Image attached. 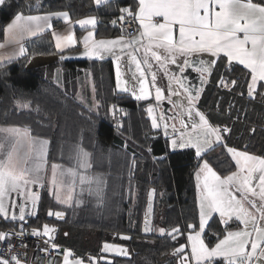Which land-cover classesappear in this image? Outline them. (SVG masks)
<instances>
[{"label": "snow or ice", "instance_id": "1", "mask_svg": "<svg viewBox=\"0 0 264 264\" xmlns=\"http://www.w3.org/2000/svg\"><path fill=\"white\" fill-rule=\"evenodd\" d=\"M94 3L107 7L110 0H94ZM5 4L6 0H0V5ZM119 11V21L124 22L128 18L130 25L138 21V27L128 31L121 23V35L114 39L96 38V17L76 22L87 32L82 39L83 54L95 60L111 57L116 67L117 88L129 93L136 101L154 100L155 103H149L145 109L151 128L162 131L174 151L194 149L198 160L195 172L198 223L186 226L192 229L187 235L188 244L174 248L171 255L177 264H217L218 258L222 259V264H264V155L253 154L247 145L244 150L229 146L227 141L232 128L227 124L211 123L197 107L204 84L217 60L221 59L226 61L228 68L233 67V62L243 66L250 77L246 85L247 97L252 100L260 96L264 100V2L133 0L132 7H123ZM54 17L69 21L66 11L27 16L20 13L4 31L9 42L20 45L19 55L24 56L26 49L22 41L25 36L52 29ZM111 23L115 26L117 20L113 19ZM52 35L55 47L61 51L77 43L74 33L61 35L53 32ZM3 47L0 44V48ZM205 54L208 59L204 58ZM12 59L7 57L9 62ZM122 62L130 73L127 80L122 78ZM173 65L175 70L171 67ZM189 69L201 77L200 87L187 82L185 73ZM160 73L167 77L164 85L158 84ZM219 84L232 91L237 81L220 77ZM165 101L171 105V116L166 110L158 112ZM30 103L20 106L27 108ZM112 107L115 115L116 106ZM250 131L255 133L256 129L251 128ZM49 143L47 139L33 135L27 126L0 127V217L19 222L20 227L19 232H0V242L6 243L0 252V264H22L20 254H11L13 245L10 237L22 238L27 234L22 222L26 216L36 214L40 201L39 191H33L34 187L47 186L56 203L65 209L80 207L85 203V196L94 200L97 206L104 203L106 180L93 171L92 153L77 144L67 157L70 166L49 164ZM217 149H223L220 155L227 154L234 161L235 171L229 170L222 176L213 169L207 157ZM135 165L133 157L130 173ZM155 195L156 190L152 189L143 232L158 233L160 238L176 240L182 234L179 226L165 229L151 224L149 214ZM214 214H218L226 226V234L210 247L205 243L203 233ZM47 215L62 220L65 212L50 209ZM230 222L236 224V230H231ZM57 231L55 227L44 224L42 230L32 229L31 234L44 240L45 247L40 252L52 250L55 255H62L60 264H112L103 254L129 255L128 249L121 245L104 243L98 257L77 256L71 249H62L55 243ZM119 238L131 239L127 235ZM186 247L189 248L187 253ZM36 259H39V252ZM49 264H52L51 260Z\"/></svg>", "mask_w": 264, "mask_h": 264}, {"label": "trees", "instance_id": "2", "mask_svg": "<svg viewBox=\"0 0 264 264\" xmlns=\"http://www.w3.org/2000/svg\"><path fill=\"white\" fill-rule=\"evenodd\" d=\"M132 3L133 0H110L109 6L105 7L97 6L94 0H6L5 5H0V41L4 38V29L15 15L58 11L69 12L78 19L96 15L99 34L115 36L121 31L111 23L112 20L118 19L120 8ZM27 43L24 56L0 65V126H27L33 134L47 136L52 149L64 151L66 159L82 141L81 135L93 140L101 152L126 151L119 168L112 166V172L109 171L104 177V203L97 206L89 198L84 210L81 213L77 210L82 215H76V212L72 216L67 214L69 236H62V243L70 244L77 256L87 258V252L97 249L103 240L121 234L131 235L130 241H122L129 247L132 257L117 259L114 264H177L171 253L178 243L170 238H160L157 233L142 235L141 223L148 192L154 188V226L165 229L181 227L182 236L177 239L186 244L185 233L190 230L186 226L198 223L199 209L193 175L197 169V158L179 164L171 162L175 152L170 149L162 131L151 128L150 118L145 111L146 102L136 101L129 93L117 90L115 66L110 58H74L68 52L59 53L51 31ZM37 56L55 58L56 66L90 71L99 112L95 116L90 114L92 107L82 105L64 88L47 78L42 67L31 66V60ZM220 77L235 79L237 85L229 91L219 84ZM249 79L247 70L242 66L233 63V67L228 68L226 61L219 60L217 68L208 77L197 107L211 123L227 124L232 128L227 141L229 146L244 150L247 145L253 154L264 155V100L260 96L252 100L247 97ZM29 101L28 109L18 108V104ZM113 105L116 106L115 115ZM251 128L256 129L255 133L250 131ZM222 151L217 149L207 158L214 170L225 175L229 170L235 171V167L227 154L220 155ZM133 157L136 165L128 178L125 175L126 162ZM134 194L137 196L135 207L132 200ZM43 197L46 203L50 201L47 192ZM27 225L41 226L36 222ZM0 226L3 229L18 227L7 223ZM224 229L217 217L211 218L204 233L209 245L213 246L226 234ZM217 264H222V259H217Z\"/></svg>", "mask_w": 264, "mask_h": 264}, {"label": "crops", "instance_id": "3", "mask_svg": "<svg viewBox=\"0 0 264 264\" xmlns=\"http://www.w3.org/2000/svg\"><path fill=\"white\" fill-rule=\"evenodd\" d=\"M132 5H133V3L130 5H127L125 7H132ZM58 12H65V11H58ZM45 13H47V12H45ZM45 13H32V14H23L22 13V14L27 16V15H44ZM88 17H96L97 18L96 15H88V16L81 17L78 19V18H73L69 13V21L68 22H65L62 18H55L54 17L52 19L51 23H52L53 27H52V29H49L48 31H51L52 33L56 32V33L61 34V35H67V34L74 33L76 40H77V43L75 45L66 47L63 49V51H61L55 47L59 53L68 52L74 58H88L86 55L83 54L84 48H83V43H82L83 36L87 35V32L82 30L81 26L76 23L78 20L85 19ZM12 20L9 23H11ZM86 27L90 28L91 26H86ZM43 33H45V32H43ZM43 33H38L35 36H25L24 40L22 41L24 48H25V44L29 40H31L32 38H34L40 34H43ZM95 33H96L97 39H101V38L109 39L110 38V37H104L103 35L99 34L98 18H97V25L95 28ZM120 35L121 34H117L115 36H120ZM53 39H54V37H53ZM54 42H55V39H54ZM0 44L4 45L3 48H0V58H3V59H0V65H4V64L9 63V61L7 60V57H9V56L13 57V59L10 62L22 57L19 55L20 45L16 44V43L9 42V38L6 35V33L4 35V38L0 41ZM204 58L208 59L209 57L207 54H205ZM54 59L55 58H47V57L36 58L32 61L31 66H33V67L43 66L45 68V71H46V76L49 79L53 80L55 83H57V85L64 88L69 94L73 95L78 101H80V102L83 101V104H86L87 101H90L91 103H93V99H95L94 95H93L94 87H93L92 75H91L90 71H88L87 69H84V68L83 69H70V68L60 67L58 65L56 66L54 64ZM218 61L219 60H217L215 66L213 68V71L217 68ZM233 63H235V62H233ZM114 66H115V63H114ZM171 67L174 70L176 68V66H174V65ZM213 71H212V73H213ZM115 73H116V67H115ZM206 85H207V81L204 84V88ZM201 98H202V94L200 96L199 102H200ZM161 111H162V108H161ZM174 152H175L174 155H176L177 151H174Z\"/></svg>", "mask_w": 264, "mask_h": 264}, {"label": "rangeland", "instance_id": "4", "mask_svg": "<svg viewBox=\"0 0 264 264\" xmlns=\"http://www.w3.org/2000/svg\"><path fill=\"white\" fill-rule=\"evenodd\" d=\"M110 38L109 39H114V38H117L118 36H109ZM36 58H41V56H37V57H34L32 60H31V63H32V61L34 60V59H36ZM47 58H52V57H47ZM109 58H111V57H109ZM55 60V59H54ZM111 60L113 61V59L111 58ZM113 63H115L114 61H113ZM40 67H42L43 68V70H44V73H45V75H46V71H45V68L43 67V66H40ZM174 70V69H173ZM121 73H122V78L123 79H125V80H127V79H129V77H130V73H128L127 72V70H126V68H125V66H124V64H123V62L121 63ZM92 75V74H91ZM47 77V76H46ZM48 78V77H47ZM53 81V80H52ZM93 81V80H92ZM167 83V77H165V76H163V74L162 73H160L159 75H158V84H160V85H164V84H166ZM117 88V87H116ZM117 90H119L118 88H117ZM120 91V90H119ZM121 92V91H120ZM93 95H94V98L95 99H93V103H91L90 101H87L86 102V104H83V101L82 102H80L82 105H85V106H87L88 108H90V107H92V108H90V114H93V116H95L94 114H97L99 111L97 110V108L99 107V103H98V101H97V99H96V91H95V89H93ZM165 95H167V93H165ZM146 102V107H147V105L149 104V103H155V101L154 100H149V101H145ZM165 102H167V101H165ZM20 105H22V104H18V108L19 109H28L29 107H27V108H23V107H21ZM30 106V105H29ZM159 111H161V108L160 109H158V112ZM93 116H91L90 115V117H93ZM208 118V117H207ZM209 119V118H208ZM9 126H11V125H9ZM14 126H16V125H14ZM0 127H8V126H0ZM17 127H22V126H17ZM42 132V131H41ZM33 134V133H32ZM33 135H35V136H38V137H41V138H43V139H47L50 143L48 144V146H47V151H48V160H49V164H51V163H59V164H64V165H68V166H70V162L66 159V156L65 155H63V152L64 151H61L60 149L59 150H57V148H56V150L54 149H52V147H51V140H50V138H47V136H45V135H37V134H33ZM81 137H82V141H80V145L82 146V147H84L87 151H89V152H91L92 153V159H93V171L94 172H96V173H98V174H101L103 177H105V175L107 174V173H109V171L110 172H112V166H113V168H119V166H120V164H122V161L124 160V157H123V155H124V151L125 150H122V151H118V153H116V152H111V153H107V152H105L104 150L101 152V151H99V150H97V148L99 149V147L97 146V144L93 141V140H90L89 138H86V136L85 135H81ZM85 141H86V143H87V145L85 144ZM85 146H87V147H85ZM97 147V148H96ZM177 151V153H176V155H173L172 157H171V162L173 163V164H179V163H182V162H186V161H188V160H190V159H192V158H194L195 157V150L194 149H179V150H176ZM125 154H126V151H125ZM126 159V158H125ZM129 162L131 163V160L128 158L127 159V167H126V172H125V175H127L128 176V178H129V176L131 175V173H130V165H129ZM123 166V165H122ZM111 168V169H110ZM197 170V169H196ZM196 170L194 171V173H193V175H194V186H195V189H196V192H197V188H196V178H195V172H196ZM131 171H132V168H131ZM219 174V173H218ZM223 176V175H222ZM137 191H138V189H137ZM137 191H135V193L137 194ZM43 192H47V195H48V198H49V200L52 202H50V201H48L47 200V205L48 206H52L53 208H56V209H58V210H64V211H66L67 212V214H68V216H72V215H75V212H76V215H82V214H80L81 213V211L82 210H84V207L88 204V201H89V197H87V196H85L84 197V199H85V203L83 204V205H81L80 207H76L74 210L73 209H65L63 206H61V205H58L57 203H56V201H55V199H54V197H53V195H52V193L48 190V187L46 186L45 188H44V191ZM132 200H133V207H135V204H136V201H137V196L134 194V195H132ZM197 204H198V193H197ZM80 210V213L77 211V210ZM67 216V217H68ZM74 217V216H73ZM213 217H217V219L221 222V224L224 226V228L226 227L224 224H223V222L219 219V217H218V214H214L213 215ZM211 220V219H210ZM210 220L208 221V223L210 222ZM230 224H231V226L233 225L234 227H231V230H236V224L235 223H231L230 222ZM208 225V224H207ZM77 226V225H76ZM155 228H156V225H155ZM159 228V227H158ZM206 228H207V226H206ZM206 228H205V230H206ZM4 230L5 229H1L0 230V232H4ZM198 230V229H197ZM192 230H189V231H187L186 233H185V241H186V245L188 244V241H187V235H188V233L189 232H191ZM204 233H205V231H204ZM204 233H203V238H204V240H205V243L206 244H208L209 245V243L206 241V239H205V237H204ZM158 234V233H157ZM223 238V236L221 237V238H219V239H222ZM218 239V240H219ZM218 240L215 242V243H217L218 242ZM56 243L58 244V245H61V246H65V244H63L62 243V240L59 238V239H57V241H56ZM215 243H214V245H215ZM213 245V246H214ZM210 247H212L211 245H209ZM66 249H71L72 251H73V249H72V247H68L67 246V248ZM74 252V251H73ZM188 252H189V248H188ZM75 253V252H74ZM218 259H221V258H218Z\"/></svg>", "mask_w": 264, "mask_h": 264}, {"label": "built area", "instance_id": "5", "mask_svg": "<svg viewBox=\"0 0 264 264\" xmlns=\"http://www.w3.org/2000/svg\"><path fill=\"white\" fill-rule=\"evenodd\" d=\"M123 23L128 31H131L133 27H138V21L134 24H128V18L125 19L124 22H121L117 19V24L115 25L120 31V25ZM28 47V43L25 44V48ZM32 229H41L42 227L37 226H26L24 225V230L26 235H24L22 238H18L17 236H11L10 240L13 245L12 248V255H19V258L22 261V264H49V260L52 261V264H60L62 261V255H55L52 250H50L48 253L40 252V249H43L45 247L44 240L42 238H38L35 235L31 234ZM20 231L19 227H13L9 229H5L4 232H10V231ZM57 241V240H56ZM55 241V243H56ZM61 246V245H60ZM6 247L5 242H0V252H3L4 248ZM62 249H66L65 246H61ZM39 252V259H36L37 254ZM7 253H5V256L7 258Z\"/></svg>", "mask_w": 264, "mask_h": 264}, {"label": "flooded vegetation", "instance_id": "6", "mask_svg": "<svg viewBox=\"0 0 264 264\" xmlns=\"http://www.w3.org/2000/svg\"><path fill=\"white\" fill-rule=\"evenodd\" d=\"M117 110H119V108H117ZM163 111V110H162ZM167 115L171 116L172 115V108L170 109V111L168 110L167 111ZM120 120V118L118 119ZM169 146H170V142H169ZM171 149V148H170ZM172 150V149H171ZM174 152V150H172ZM176 151V150H175ZM44 194V192H43ZM43 194L40 195V201H39V208L38 210H36V214L34 216H31V218H28L26 219L24 222H22L24 225L30 223V222H36L38 224H41L44 225V224H48V225H51V226H55L58 228V232H57V239L61 238L62 236H65V233H67L68 235L66 236V238H68L69 236V231L67 229V219L66 221L64 222H61V221H58L56 220V217L55 216H52V217H49L47 215L48 211L51 209L52 211H57L58 209L56 208H53L52 206H48L47 203L43 200ZM17 203H19V200H17ZM64 211V210H63ZM68 218V217H67ZM1 223H7V224H10V225H14V226H17L19 224V222H13V221H7V220H4L2 217H0V224ZM155 227V226H154ZM161 228L160 226H156V228ZM3 229L1 226H0V230ZM176 241L178 244L177 246L179 247L181 244H184V242H179L178 239L174 240ZM105 242H110V243H120V244H124L126 245V243L122 240L119 239V237L117 236H114L113 238L111 239H108V240H103L100 244V246L97 248V249H91L87 252V257L88 256H99L101 255V252L100 250L102 249L103 247V244ZM68 247H71L70 244L69 245H65V247L67 248ZM104 255V254H103ZM84 257V256H83ZM108 260L112 261V264H114L116 262L117 259H120V258H109L107 257ZM101 264H103V262H101Z\"/></svg>", "mask_w": 264, "mask_h": 264}, {"label": "water", "instance_id": "7", "mask_svg": "<svg viewBox=\"0 0 264 264\" xmlns=\"http://www.w3.org/2000/svg\"><path fill=\"white\" fill-rule=\"evenodd\" d=\"M185 76L187 77V82L190 84V85H192L193 87H200V84H201V77L199 76V74L198 73H196L195 71H192L191 69H189V70H187L186 71V73H185ZM170 109H171V105H169L167 102H164L163 103V105H162V110L163 111H170ZM152 189H154V188H152ZM152 189H150L149 190V192H148V198H147V203H146V208H145V212H144V214H143V218H142V223H141V233H142V235H144V236H151L153 233H148V234H145L144 232H143V226H144V219H145V214L148 212V206H149V193L151 192V190ZM33 191H39V194L40 195H42L43 194V191H44V188H38V187H34L33 188ZM151 203H152V212L149 214L150 215V221H151V224H152V226H154V220H155V206H156V195L154 196V197H152V200H151ZM38 208H39V203H38V206H37V210H38ZM57 211H63V210H57ZM65 212V217H64V219H62V220H58L57 218H56V220H58V221H61V222H64V221H66V219H67V212L66 211H64ZM28 218H31V216H26V219H28ZM18 223V222H17ZM49 226H51V225H49ZM18 227H19V224H18ZM42 228H43V225L41 226ZM53 227H55V226H53ZM20 228V227H19ZM56 229H58L57 227H55ZM180 229H181V227H180ZM190 230H192V229H190ZM58 232V231H57ZM57 232H56V234H55V236H56V239H55V241L57 240ZM181 232H182V229H181ZM121 235H124V234H121ZM121 235H119V237L121 236ZM127 236H130L131 237V239H132V236L131 235H127ZM182 236V234L181 235H179L177 238H180ZM176 238V239H177ZM130 239V240H131ZM122 240V239H121ZM130 240H128V241H130ZM105 243H110V242H105ZM113 244H118V245H121V246H123V247H125V248H127L128 249V252H129V247L127 246V245H124V244H120V243H113ZM184 245H186L185 243H184ZM185 252L187 253L188 251H187V247L185 248ZM106 257H109V258H122V259H130L132 256H131V254H130V252H129V255L127 256V257H120V256H116L115 254H113V253H105L104 254Z\"/></svg>", "mask_w": 264, "mask_h": 264}]
</instances>
